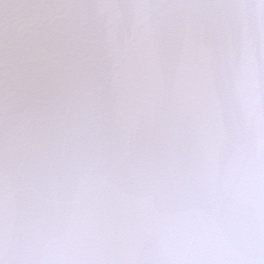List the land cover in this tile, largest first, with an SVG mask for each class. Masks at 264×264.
<instances>
[{
  "label": "snow or ice",
  "instance_id": "obj_1",
  "mask_svg": "<svg viewBox=\"0 0 264 264\" xmlns=\"http://www.w3.org/2000/svg\"><path fill=\"white\" fill-rule=\"evenodd\" d=\"M0 264H264V0H0Z\"/></svg>",
  "mask_w": 264,
  "mask_h": 264
}]
</instances>
